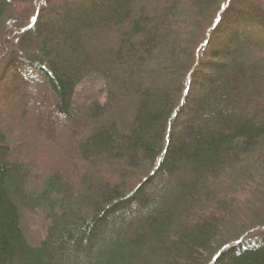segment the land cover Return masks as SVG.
<instances>
[{
	"label": "trees",
	"instance_id": "trees-1",
	"mask_svg": "<svg viewBox=\"0 0 264 264\" xmlns=\"http://www.w3.org/2000/svg\"><path fill=\"white\" fill-rule=\"evenodd\" d=\"M62 54L74 55L71 68ZM92 77L102 98L78 102ZM3 88L2 108L19 112L13 127L33 113L44 123L42 132L24 127L12 145L0 131V264H264V9L256 2L0 0ZM21 92L29 99L17 109L11 98ZM69 144L75 166L54 156ZM21 147L41 150L42 163L14 160ZM95 159L119 181L64 176Z\"/></svg>",
	"mask_w": 264,
	"mask_h": 264
},
{
	"label": "rangeland",
	"instance_id": "rangeland-1",
	"mask_svg": "<svg viewBox=\"0 0 264 264\" xmlns=\"http://www.w3.org/2000/svg\"><path fill=\"white\" fill-rule=\"evenodd\" d=\"M252 1L256 2L258 5H260L264 9V0H252ZM98 14L102 15L101 12H98ZM54 41L57 43H60L62 41V38L58 37V35H57V37ZM58 52H60V51L58 50ZM73 62H74V55H71V54H69L68 56H64L62 54L61 59H59L60 65L63 67H66V68H68V67L71 68L73 66ZM166 82H169V80L166 79ZM101 94H102L101 81H99L95 77H92L89 80H87L85 83H83L80 88L77 89V92H76V98L77 99L76 100L78 102H81V103H84V102L86 103V101H88L89 97L93 98V97H96V95H98L97 97L102 98ZM13 96L14 97L11 98V101H12L11 104H13V106H16L15 108H17V109H20V107L22 106V103L29 99L27 97V95H25L23 92H21L19 94H14ZM4 97H7V93L4 91V88H3L0 90V113H1L0 131L4 132L5 134H8V132H11L13 139L11 138L12 140L11 139L8 140L9 144L12 145L14 143H18L21 139H24L25 135L23 134V131H24L23 128L29 127V124L31 125V129L33 132H37V131L42 132L43 131L42 124L44 122H42L41 125H39V123H41V121H44V120H42L41 117H38L34 113L32 116H30L28 121L27 120L22 121V124H21L22 128L20 127L18 129V127H16L17 128L16 129L15 127H13L16 124L15 121H17V119L16 118L14 119V117H17L19 115V112H18V110H16L15 112H12L13 107H8L6 109H3L2 104L4 103ZM50 100H52V99L49 98V101ZM47 102L48 101L46 100L43 103H47ZM162 104H163L162 100H159L156 98H154L152 101V106L154 109L160 108V106ZM87 114H88V112H87ZM87 114H86V116H87ZM51 118H53L55 125L58 124V121H59L58 116L53 115V113H52ZM12 119H14V120H12ZM61 119L63 120L62 122H64V119L63 118H61ZM85 120H86V118L83 116L78 121H76V124L78 126L84 127L83 121H85ZM12 141H14V142H12ZM57 141L58 142L60 141L59 136H56V137L54 136V138L49 141L48 148L54 147L56 145ZM21 148L23 149V147H21ZM21 148L17 152L13 153L14 160H16V161L24 160L26 162L27 161H29V162H32V161L33 162L34 161L40 162L41 161L39 158H37L38 156L41 155V150L38 149L37 153H28L26 150H24V149L22 150ZM71 148H72L71 144L68 145L67 151L65 150L66 146L58 147V149H59L58 151H59L60 155H54L55 158L57 159V158L65 157L66 155H68V159L63 160L61 162L65 163L66 166L68 164H73L72 166H75V162H74L75 160H73V156H76L77 153L74 150H72ZM45 155H47V154L45 153ZM45 157L47 158V156H45ZM95 162L96 163H94L92 166L89 164L87 166L78 165L79 167L77 169H74L72 167L71 168L68 167V168H66L67 172L66 171L64 172V176L66 175V177H67V175L70 176L71 174H76V175H79L80 177L83 178L87 174H93L96 176V173H99V174H102L103 176L98 177V179L95 180L97 182V184L110 183V184L114 185L115 183H117L119 181L118 177L116 178V176H114V175L111 176V170L108 168V165H109L108 162H105L102 160H96ZM41 163H42V161H41ZM45 170H46V165L43 166V171H41L42 176H45L47 174V172ZM125 170H127V168L122 166L121 164L116 165V171L123 172ZM182 177L186 178V174L183 173ZM206 183L208 185L213 184L211 182H203V185H206ZM38 186H39L38 190H40V187H41L40 183ZM232 193H234V192H232ZM42 214H43V212H42ZM41 219H42L41 217L40 218L34 217V219L30 222V223H32V226L37 227V230L40 232V234H42L41 232H43V230L45 232H47V228L45 227V224L42 222ZM133 224L136 227H138L136 220L133 221ZM35 235L39 236L38 234H35ZM125 235L126 234L124 233V236ZM126 237L129 238L130 233H129V236L126 235Z\"/></svg>",
	"mask_w": 264,
	"mask_h": 264
}]
</instances>
